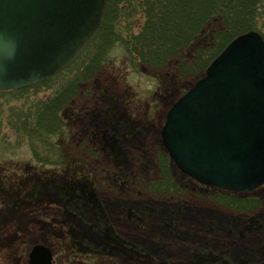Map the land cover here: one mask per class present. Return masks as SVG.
Returning <instances> with one entry per match:
<instances>
[{
    "label": "rangeland",
    "instance_id": "374dc122",
    "mask_svg": "<svg viewBox=\"0 0 264 264\" xmlns=\"http://www.w3.org/2000/svg\"><path fill=\"white\" fill-rule=\"evenodd\" d=\"M259 7L262 12L264 0ZM130 15H120L118 30L137 31L139 10ZM263 18L259 17L253 30L264 38ZM93 46L89 42L62 72L42 83L0 91V214L13 220L1 223L0 264H13L17 257L18 264H26L24 252L37 243L51 248L55 264H161L152 257L175 264H264V223L260 224L264 184L250 195L238 194L249 199L254 196L247 206L212 199L210 188H201L191 178L187 181L175 165L170 169V191L154 192L147 186L159 174L163 115L194 80L172 64L134 71L115 45L97 67L75 83L63 104L67 135L53 137L52 143L63 146L66 165L77 166L74 172L83 170L92 177L101 213L77 208L73 201L65 204L62 194L35 184L45 177L69 180L60 166L36 160L30 126L39 103L80 74ZM107 138L115 141L112 149L106 145ZM113 176L124 184L116 187ZM77 211L85 218L77 221ZM167 220L173 224L166 226ZM107 224L123 246H102L96 238L98 247L90 249L91 255L70 252L72 226L82 236H95ZM194 250L206 258L195 262Z\"/></svg>",
    "mask_w": 264,
    "mask_h": 264
},
{
    "label": "water",
    "instance_id": "95a60500",
    "mask_svg": "<svg viewBox=\"0 0 264 264\" xmlns=\"http://www.w3.org/2000/svg\"><path fill=\"white\" fill-rule=\"evenodd\" d=\"M109 0H0V90L64 68L97 31ZM177 167L200 183L248 191L264 182V40L236 35L169 107L160 129ZM29 264H52L43 244Z\"/></svg>",
    "mask_w": 264,
    "mask_h": 264
},
{
    "label": "trees",
    "instance_id": "16d2710c",
    "mask_svg": "<svg viewBox=\"0 0 264 264\" xmlns=\"http://www.w3.org/2000/svg\"><path fill=\"white\" fill-rule=\"evenodd\" d=\"M259 5L261 0H109L100 27L91 40L94 46L89 61L83 66L80 74L70 79L54 96L39 103L30 126V136L34 137L32 151L36 160L45 165L60 166L62 171L66 170L69 180L55 179L54 181L45 177V179H38L35 184L43 189L45 186L53 188L64 196L65 204L73 201L77 208L87 207L95 215L98 212L101 213L102 208L100 201L96 198L97 191L92 177L88 178V173L84 171L85 174L83 170L74 172L77 166L66 165L68 160L65 158L63 146L52 143L53 137L60 139L65 133L63 114L66 110L63 104L71 96L72 90H75V83L86 71L97 67L115 45L122 49L130 68L134 71L141 70L142 67L165 66L164 68H167L172 67L170 65L172 64L173 68L180 71L182 75H192L194 82L203 74L208 63L234 36L256 29L259 17L264 15V9L260 12ZM136 9L139 10L141 19L137 31L133 33L130 28L123 32L118 30L116 22L120 19V15L129 16ZM65 134L67 135V132ZM106 140V145L112 149L115 141L113 138ZM53 147L56 148L55 151ZM76 162L78 160L74 163ZM172 166L173 163L161 146L157 167L158 178L147 184L148 188L154 192L170 191L173 188V176L170 172ZM52 173L57 172L53 170ZM113 177L116 187L124 184L122 180L118 181L115 176ZM186 178L187 181L190 180L188 176ZM35 190V193L39 192L38 189ZM32 192H29L30 196ZM204 192L207 193L205 190ZM38 196L40 197L39 194ZM208 196L220 203H234L239 206H247L252 199L242 198L236 193L220 189H211ZM83 218L85 216L77 211V221ZM166 224L169 226L173 222L171 220ZM112 228L110 224L105 225L96 230L95 237L94 235L82 236L76 227L72 226L68 232L70 252L81 251L86 256L91 255L90 249L94 245L98 247L96 238L102 246H123L121 239L112 232ZM66 245H68L67 242ZM205 258L204 253L194 250L195 262ZM151 260L161 264H175L167 259L162 261L160 257H152Z\"/></svg>",
    "mask_w": 264,
    "mask_h": 264
},
{
    "label": "flooded vegetation",
    "instance_id": "af4514ba",
    "mask_svg": "<svg viewBox=\"0 0 264 264\" xmlns=\"http://www.w3.org/2000/svg\"><path fill=\"white\" fill-rule=\"evenodd\" d=\"M7 209H9V208H7ZM0 227H1V223L2 222H5V221H7V222H11V221H13L12 220V217H9V218H6L7 217V215L5 216L4 214H0ZM8 224V223H7ZM7 224H5L4 226H8ZM1 231V230H0ZM13 264H18V257L16 258V261L13 263ZM26 264H29V262H26Z\"/></svg>",
    "mask_w": 264,
    "mask_h": 264
},
{
    "label": "bare ground",
    "instance_id": "6f19581e",
    "mask_svg": "<svg viewBox=\"0 0 264 264\" xmlns=\"http://www.w3.org/2000/svg\"><path fill=\"white\" fill-rule=\"evenodd\" d=\"M172 103V102H171ZM165 114V113H164ZM163 117H164V115H163ZM221 222H223V221H221ZM261 222H263L264 223V218H262L261 220H260V224H261ZM262 226V225H261Z\"/></svg>",
    "mask_w": 264,
    "mask_h": 264
}]
</instances>
